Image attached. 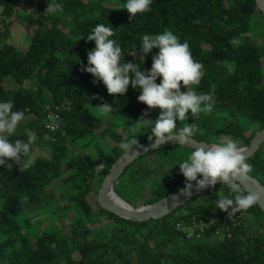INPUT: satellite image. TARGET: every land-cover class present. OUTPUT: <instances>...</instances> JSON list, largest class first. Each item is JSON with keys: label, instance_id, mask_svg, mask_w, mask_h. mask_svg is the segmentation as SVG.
<instances>
[{"label": "trees", "instance_id": "trees-1", "mask_svg": "<svg viewBox=\"0 0 264 264\" xmlns=\"http://www.w3.org/2000/svg\"><path fill=\"white\" fill-rule=\"evenodd\" d=\"M50 2L62 4L63 11L45 13ZM126 2L44 0L20 17L10 0H0V102L11 100L13 111L25 115L24 131L9 139L27 141L29 131L36 135L28 169L23 164L29 157L23 156L19 164L9 161L11 170L0 166V264H264V224L261 232L247 235L244 223L246 216L264 219L257 206L240 213L237 226L229 224L228 237L212 230L201 234L221 241L187 238L184 228L197 213L228 218L216 209L218 194H228L221 184L156 221L134 223L98 207L100 185L123 154L120 146L126 141L118 130L143 123L139 120L148 109L138 101V88L129 86L114 97L81 71L95 48L87 35L97 24L114 28L110 38L124 50L125 62L140 64L142 71L150 70L158 49L144 62L127 52L140 49L143 35L170 31L189 44L193 58L204 66L194 90L212 93L215 86L211 112L195 118L189 111L187 121L176 122L177 129L195 123L196 141L212 144L229 137L245 147L264 129V20L254 0H152L151 11L131 19ZM15 23L25 27V49L10 40ZM233 38L239 44H230ZM103 103L112 105V112L101 114L97 106ZM46 107L59 109V132L44 131ZM159 114L157 108L144 118ZM155 154L163 167L152 181L147 205L185 186L172 147L143 157ZM247 162L253 167L249 175L264 187V144Z\"/></svg>", "mask_w": 264, "mask_h": 264}, {"label": "clouds", "instance_id": "clouds-1", "mask_svg": "<svg viewBox=\"0 0 264 264\" xmlns=\"http://www.w3.org/2000/svg\"><path fill=\"white\" fill-rule=\"evenodd\" d=\"M152 0H127L123 8L130 14V19L137 13L151 11ZM63 11V5L50 2L45 13ZM114 28L97 24L87 35L88 41L95 42V48L87 53V67L81 64V71L92 75L93 83L100 82L106 87L107 93L112 96L124 95L129 86L139 89L138 101L147 106L148 111L160 109L158 118L153 122L145 119L148 111L144 112L139 121H143L145 128H150L148 139L153 141L152 148H159L168 141H176L179 145L193 146L198 143L194 136L199 131L195 123H183L177 129V120L185 122L190 111L192 117L198 118L201 112H211L214 106V90L212 93H197L194 86H198L204 76L203 64L197 62L191 53L187 42L181 43L170 31L150 36L143 35L142 44L137 51L130 49L127 54L139 56L144 62L145 56L153 49L158 53L152 56L150 70H141L138 63L125 62V54L116 40ZM232 45L239 44L233 38ZM160 82L157 83V79ZM185 88L186 91L181 89ZM11 100L0 102V166L8 170L21 162V157H29L23 164L28 169L34 161L30 158L32 145L36 141L35 133H27V141L9 138L14 136L25 115L23 111H13ZM101 114L112 112V105L103 103L97 106ZM200 144L194 147L188 158L180 163V173L185 178V186L180 194L191 197L193 188L196 192L215 187L216 184L225 186L228 194H218L216 209L228 214L232 219L237 213L247 212L248 209L264 205V189L252 190L248 184L249 174L253 167L248 163L246 149L229 137H224L212 144ZM123 153L128 154L134 149H141L136 138L121 144ZM102 167V166H101ZM198 177H202L198 179ZM195 182L193 185L192 182ZM222 190L219 193H222ZM112 197V193L107 194ZM27 200V197H24ZM118 204L121 201H116Z\"/></svg>", "mask_w": 264, "mask_h": 264}, {"label": "water", "instance_id": "water-1", "mask_svg": "<svg viewBox=\"0 0 264 264\" xmlns=\"http://www.w3.org/2000/svg\"><path fill=\"white\" fill-rule=\"evenodd\" d=\"M254 3H255V8L257 9V11L261 13L264 20V0H254ZM153 141L148 140L143 143H140V145L144 146L143 148L134 149L132 152L128 154L123 153L116 159V161L110 168L107 176L101 183L96 196V203L100 209L120 219L134 223H143L151 220L156 221L170 215L178 208L185 206L191 200L200 196L207 190L205 189V190H201L200 192H196L195 188H193V194L191 195V197L183 196L182 194H180V190H179L176 193L163 197L158 201L144 207L143 206L133 207L127 204L121 198H119L114 192L113 186L117 183L123 172L129 166H131L135 161L147 155L149 152H153L161 148L182 146L179 145L176 141H168L167 143L162 144L159 148L153 149L152 148ZM198 143L211 144L206 142H198ZM198 143L193 142V146L199 147L200 144ZM263 144H264V129L256 132L249 140L248 145L244 147L247 150L245 155H247L248 159H250L254 154H256L259 148ZM193 146L183 145L182 147L188 148L193 151L194 150ZM248 184L252 190L264 189V187L255 178L251 176L249 178ZM193 185H195V182H193ZM216 185H219V183ZM109 192L112 193V197L119 198V200H121L122 203L126 204L127 207H123L122 205L116 203L113 198L107 195ZM257 207L259 208V210L261 211L264 217V205L262 206L257 205Z\"/></svg>", "mask_w": 264, "mask_h": 264}, {"label": "rangeland", "instance_id": "rangeland-1", "mask_svg": "<svg viewBox=\"0 0 264 264\" xmlns=\"http://www.w3.org/2000/svg\"><path fill=\"white\" fill-rule=\"evenodd\" d=\"M27 12L28 9L19 10L17 12V16H25ZM10 32L11 42L15 44L19 49H25L27 46V33H25V27L23 25L15 23L14 25L10 26ZM156 119H152L151 121L154 122ZM24 129L25 128L23 123L20 122L16 133H20L24 131ZM118 131L121 133L126 142L133 138H136L139 144L143 143L142 141H148V137L149 135H151L150 128H145L144 123H138L136 125L128 127L127 129H119ZM187 149L182 146L172 147L173 153H175L177 158L180 159L178 162L182 163L188 158L191 151ZM159 156V154H155L138 159L134 163V165L130 166L129 170L121 177L119 184H117L115 187V191L122 200L124 199L126 201L127 204L129 203L132 206L135 205L133 207L147 206V200L150 197L149 189L152 185V181L156 180L159 175H161V168L163 167L160 158H158ZM57 184L58 183L54 184L49 189L55 188ZM202 196L203 195H200L192 202L194 203L197 200H200ZM244 223L248 226L246 234L253 235L255 234V232L262 231L261 227L264 224V219L261 217L253 218L250 216H246ZM199 241L214 244L215 242L221 241V238L214 236H200L192 242L195 243Z\"/></svg>", "mask_w": 264, "mask_h": 264}, {"label": "built area", "instance_id": "built-area-1", "mask_svg": "<svg viewBox=\"0 0 264 264\" xmlns=\"http://www.w3.org/2000/svg\"><path fill=\"white\" fill-rule=\"evenodd\" d=\"M14 6L15 10L29 9L44 0H10ZM56 112H52L48 107H46V115L44 118L43 129L47 133H56L61 130L60 124L62 118L59 114V109L55 108ZM240 214H236L232 219L223 218L218 220L215 217V213L210 211L209 213L200 212L195 214L189 222H187L184 228L187 238H199L205 230L214 231L215 236H221L223 233L228 237L230 231V225L237 226L239 224ZM179 227V225H177Z\"/></svg>", "mask_w": 264, "mask_h": 264}, {"label": "bare ground", "instance_id": "bare-ground-1", "mask_svg": "<svg viewBox=\"0 0 264 264\" xmlns=\"http://www.w3.org/2000/svg\"><path fill=\"white\" fill-rule=\"evenodd\" d=\"M114 198H115V199H114L115 202H116L117 200H119V198H116V197H114ZM119 201H121V200H119ZM116 203H117V202H116ZM120 205H122L123 207H127V205L124 204V203H122V201H121Z\"/></svg>", "mask_w": 264, "mask_h": 264}]
</instances>
